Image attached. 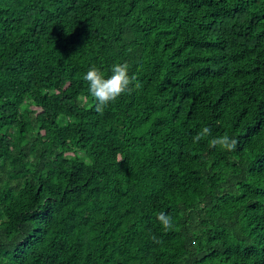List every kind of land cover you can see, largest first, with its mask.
<instances>
[{"label":"trees","instance_id":"trees-1","mask_svg":"<svg viewBox=\"0 0 264 264\" xmlns=\"http://www.w3.org/2000/svg\"><path fill=\"white\" fill-rule=\"evenodd\" d=\"M0 264H264V0H0Z\"/></svg>","mask_w":264,"mask_h":264},{"label":"clouds","instance_id":"clouds-1","mask_svg":"<svg viewBox=\"0 0 264 264\" xmlns=\"http://www.w3.org/2000/svg\"><path fill=\"white\" fill-rule=\"evenodd\" d=\"M84 80L88 83L90 95L96 101L95 110L101 114L110 102H114L122 94L131 93L132 88L130 85H133V87L137 89L141 87L139 83L133 84V82L136 81V77L129 76L127 63L113 65L111 68V75L107 78L93 66L85 74ZM208 136H211V129L205 126L194 137L193 142H199L202 138ZM209 143L212 148L219 146L221 149L234 151L238 145V140L224 135L213 137ZM157 220L165 231L173 227L171 217L164 212L158 214Z\"/></svg>","mask_w":264,"mask_h":264}]
</instances>
